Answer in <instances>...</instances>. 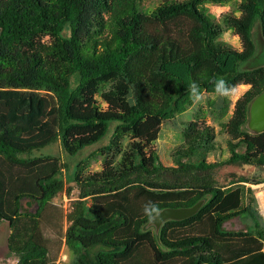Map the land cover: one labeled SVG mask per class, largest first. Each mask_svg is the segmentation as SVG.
<instances>
[{"label": "trees", "instance_id": "1", "mask_svg": "<svg viewBox=\"0 0 264 264\" xmlns=\"http://www.w3.org/2000/svg\"><path fill=\"white\" fill-rule=\"evenodd\" d=\"M101 1L0 0V162L29 170L15 176L0 167V222L14 226L22 216L33 218L29 235L19 236L21 245L9 241L20 256L18 264H48L40 217L65 186L58 164L32 173L44 157L30 154L59 141L75 155L104 138L112 122L132 139L118 168L109 166L84 180L76 175V181L99 188L86 192L92 204L82 206L67 230L66 244L77 256L73 264H264L262 232L224 226L251 215L243 206L242 188L216 187L195 176L202 185L193 188L161 182L169 172L210 168L205 158L192 164L182 159L205 154L211 140L194 141L179 156L178 169L164 166L154 147L162 124L198 98L193 84L200 95L216 94L213 81L223 79L235 88L251 85L227 124L237 140L228 161L264 166V131L248 127L250 104L264 91V65L243 67L256 54L252 30L257 21L264 38V0H242L241 16L225 19L240 35L241 51L215 41L219 30L202 6L229 0H161L153 9H145L144 0H110L102 24L109 35L91 41ZM188 18L194 24L187 31L162 26ZM145 49L151 53L135 70L132 59ZM108 81H115L112 89L98 95L100 84ZM134 87L140 93L132 102ZM133 176L135 182L124 188H107ZM24 199L28 207L37 205L35 214L23 210ZM199 202L188 218L168 219L159 227L153 222L165 208ZM146 205L158 210L151 219Z\"/></svg>", "mask_w": 264, "mask_h": 264}, {"label": "rangeland", "instance_id": "2", "mask_svg": "<svg viewBox=\"0 0 264 264\" xmlns=\"http://www.w3.org/2000/svg\"><path fill=\"white\" fill-rule=\"evenodd\" d=\"M110 0H102L96 12L97 20L93 22L89 40H100L109 35V30L102 26L103 21L108 17ZM161 4V0H144L143 7L156 8ZM242 0H229L228 2H205L202 4L204 11L210 16L212 22L217 25L219 34L215 41L236 49L243 50V42L225 21L227 16H241L239 9ZM108 10V11H107ZM194 22L191 18L182 19L175 23H167L169 31H177L182 28L189 30ZM163 30V28H162ZM66 33L70 31L67 28ZM187 35V34H186ZM253 40L256 44V54L243 65L248 69L264 65V38L261 33V23L259 21L252 30ZM44 41L49 40L45 36ZM150 50H142L131 62L135 70L143 68ZM133 72V71H132ZM115 81L102 82L99 86L98 95L109 92ZM250 84H239L230 97H220L217 94L203 93L194 103L183 113L177 114L174 118L162 124L158 140L154 147L159 153L162 164L166 167L179 168V156L189 150L194 141L201 139L211 140L213 147L209 148L205 154L198 151L193 157H183V163L192 164L198 158H205L211 164L204 173L199 170H190V173L173 171L165 174L161 182L166 186L198 187L201 182L192 178H204L216 187L243 189V206L250 209L251 215L247 217H234L226 222L224 226L232 230L253 229L255 233L264 234V197L260 191L264 189V166L249 165L240 162H229L232 145L237 140L228 132L227 124L231 121L237 101L247 92ZM26 92H31L25 90ZM136 87L131 93V101L135 102L139 97ZM44 94V93H42ZM106 108V104H102ZM117 122H112L107 135L98 142L81 149L77 154L70 155L58 141L48 148L33 151L31 157H44L31 170L41 171L44 168H51L58 164L62 167L61 178L65 182L63 190L52 198L44 207L41 213V232L45 239V244L49 250L48 264H73L77 259L76 253L66 244V233L74 218L78 215L82 206L92 204V195L86 194L89 190H98V186H87L84 181H76L78 174L82 180L96 171H101L109 166L118 168L121 163L124 151L129 147L131 136L117 132ZM247 128V127H246ZM244 128V129H246ZM205 141L203 144H206ZM110 148L108 149L107 147ZM0 167L7 174L23 176L29 170L19 165H11L10 162H0ZM192 171V172H191ZM194 171V172H193ZM198 171L200 174L195 175ZM202 176V177H201ZM135 182V178L130 177L123 181L114 182L107 185V188H124L126 184ZM88 184V183H87ZM104 187V186H103ZM23 210L27 209L31 214L37 211L34 203L28 207L27 199L22 201ZM30 217L22 216L14 226L2 220L0 222V264H18L20 256L13 253L9 248V241L12 240L17 245L22 241L19 236L27 237L32 224ZM205 252L209 248L203 249ZM264 250V237H263Z\"/></svg>", "mask_w": 264, "mask_h": 264}, {"label": "water", "instance_id": "3", "mask_svg": "<svg viewBox=\"0 0 264 264\" xmlns=\"http://www.w3.org/2000/svg\"><path fill=\"white\" fill-rule=\"evenodd\" d=\"M248 127L251 132L260 133L264 131V91L258 95L250 104ZM203 202L194 207H169L161 210L154 218V223L159 227L168 219H185L195 214Z\"/></svg>", "mask_w": 264, "mask_h": 264}, {"label": "clouds", "instance_id": "4", "mask_svg": "<svg viewBox=\"0 0 264 264\" xmlns=\"http://www.w3.org/2000/svg\"><path fill=\"white\" fill-rule=\"evenodd\" d=\"M213 86H214L215 93L220 97H230L235 91V86L227 85L226 81H224L223 79L214 80ZM191 92L193 95L197 97H199L200 95L198 86L195 84L192 85ZM157 211L158 210L155 205L145 206V212L149 216L150 219L157 213Z\"/></svg>", "mask_w": 264, "mask_h": 264}, {"label": "built area", "instance_id": "5", "mask_svg": "<svg viewBox=\"0 0 264 264\" xmlns=\"http://www.w3.org/2000/svg\"><path fill=\"white\" fill-rule=\"evenodd\" d=\"M260 194H262V196L264 197V189L262 191H260ZM262 207L264 208V206H262Z\"/></svg>", "mask_w": 264, "mask_h": 264}, {"label": "bare ground", "instance_id": "6", "mask_svg": "<svg viewBox=\"0 0 264 264\" xmlns=\"http://www.w3.org/2000/svg\"><path fill=\"white\" fill-rule=\"evenodd\" d=\"M262 195V194H261Z\"/></svg>", "mask_w": 264, "mask_h": 264}]
</instances>
